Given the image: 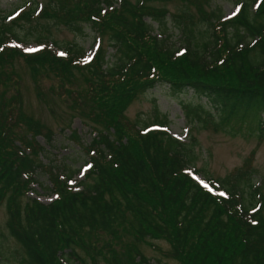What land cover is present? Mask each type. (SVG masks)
<instances>
[{"label":"trees","instance_id":"trees-1","mask_svg":"<svg viewBox=\"0 0 264 264\" xmlns=\"http://www.w3.org/2000/svg\"><path fill=\"white\" fill-rule=\"evenodd\" d=\"M237 1L240 12L228 21H219L221 13L215 12L197 22L185 7L169 12L150 0H49L35 11L22 5L9 21L0 17L2 85L15 79L7 68L18 57L47 68L61 82L55 95L73 107L87 106L83 115L94 132L85 147L89 166L75 190L71 174L41 160L44 148L35 138L42 134L49 142V128L25 115L17 96L0 97V206L5 204L6 228L23 251L19 264H148L139 249L146 239L166 241L164 253L179 264H264L263 194L253 182L254 151L224 177L204 175L217 184L210 192L186 171L195 162L194 146L170 135L166 114L159 116L155 107L154 118L141 124L125 115L138 95L164 83L175 93L191 90L206 99L181 102L192 122L217 128L253 122V133L264 139V0L255 11L251 5L258 0ZM147 17L162 29L170 17L186 44L168 46ZM37 19L79 32L82 22L90 24L113 47L112 60L102 43L85 62L75 44L38 42L49 38L42 32L35 35L39 49L23 51L14 27ZM185 20L194 24H182ZM198 24L208 29L198 30ZM242 30L254 41H245ZM74 70L85 77L82 90L62 85ZM37 169L46 172L58 194L48 204L22 200L36 183ZM249 198L260 207L254 209ZM0 264H8L1 253Z\"/></svg>","mask_w":264,"mask_h":264},{"label":"rangeland","instance_id":"rangeland-1","mask_svg":"<svg viewBox=\"0 0 264 264\" xmlns=\"http://www.w3.org/2000/svg\"><path fill=\"white\" fill-rule=\"evenodd\" d=\"M48 1L0 0V17L5 15L4 21H9L18 14L17 10L22 5L26 8L31 6L35 11L44 5L46 7ZM152 4L158 5L157 7L163 6V9L169 12H179L185 7L190 10L191 16L197 22L199 18L214 15L217 8L224 17H230L238 10L235 0H155ZM6 15H8L7 19ZM145 20L152 25L159 39H164L171 48H179L186 44L184 35L174 26L170 17L165 19L167 29H162L157 21L149 17ZM21 23V26L14 27V31L20 37L19 47L27 52L38 49L37 41L41 40L52 42L59 47L75 44L77 48L82 49L83 61L87 62L93 57L99 45L95 30L88 23L80 24L81 32L72 31L53 20L37 19L30 22L21 21ZM197 28L198 30L208 29V26L203 24ZM39 32L46 34L49 38L36 41L35 35ZM101 38L100 43L107 50V59L112 60L113 57L109 56L114 53V49L108 45L105 35ZM250 40L251 38L245 39L249 42ZM10 69L16 73V77L4 86L0 82V97L8 99L11 95L17 96L23 113L32 116L49 128L52 133L49 142L42 134L35 138L44 148L41 160L63 173L71 174L72 184L75 189H78V181L83 178V173L88 166L85 147L94 136V132L90 129L92 128L91 121L83 115L87 111V106L80 104L78 107H73L68 98L55 95L54 91L61 85V82L59 77L47 68L28 65L23 58L18 57L13 61L11 68H7V70ZM68 79L69 83L62 84L67 90L71 89L70 87L82 90L85 86V77L82 72L74 70ZM181 102L206 103V99H200L191 90L175 93L167 84L157 83L130 102L125 115L131 121L135 120L141 124L154 118L155 107H157L159 116L166 114L169 120L168 132L183 142L193 144L195 162L192 168L199 170L203 176L224 177L234 168L243 167L248 156L254 151V158L251 162L255 169L253 182L261 187L264 195V139H258L256 133H253L252 127L255 124L232 121L228 125L220 124L217 128L210 122H192L185 117ZM221 127L223 129H220ZM226 129L231 130L232 133L229 134ZM20 133L26 134V128L22 127ZM202 175L198 174L196 180L201 181ZM30 185L32 190L28 192L27 197L22 198L23 202L31 198H36L41 202H50L54 198L50 190L52 183L45 171L37 169L36 183ZM6 219V207L2 204L0 206V253L8 264H19L18 255H22L23 251L20 245L10 237L6 228ZM140 248L150 259L148 264H178L177 261L161 254L169 248L164 240H151L142 243ZM100 264L106 263L101 260Z\"/></svg>","mask_w":264,"mask_h":264},{"label":"bare ground","instance_id":"bare-ground-1","mask_svg":"<svg viewBox=\"0 0 264 264\" xmlns=\"http://www.w3.org/2000/svg\"><path fill=\"white\" fill-rule=\"evenodd\" d=\"M153 1H155V0H150V4L151 5H153V6H158V5H154V4H152V2ZM235 2H236V5L238 6V10H237V12L234 14V15H232V16H230V17H224V15H222V12L220 11V9L219 8H217V10H216V12L217 13H221L220 14V16H219V21H228V20H230V19H232L235 15H237L239 12H240V9H241V7H242V3L240 2V1H237V0H235ZM261 2V0H258L256 3H252V5H251V11H255L256 9H257V7H258V5H259V3ZM160 7H163V6H160ZM185 8H182L180 11H182V10H184ZM155 21V20H154ZM215 21V20H214ZM213 21V22H214ZM147 22V21H146ZM147 23H149V22H147ZM184 23H187V24H189V25H193L194 23L191 21V20H185V21H182V24H184ZM150 24V23H149ZM173 24H174V26L175 27H177V23H174L173 22ZM151 25V24H150ZM151 27H152V25H151ZM195 29V28H194ZM243 31V30H242ZM229 32V33H228ZM242 36H244V38H251L250 37V35L244 30L242 33ZM227 35H228V37H231L232 35H233V32H231V31H227ZM260 37L261 36H259V35H257L256 36V38H255V42H257L259 39H260ZM251 41L253 42L254 41V39L253 38H251ZM94 134V133H93ZM78 185H79V182H78ZM80 186V185H79ZM81 187V186H80ZM32 190V187H30L29 189H28V191L25 193V196H24V198L25 197H27V194H28V192H30ZM50 190L52 191V194L54 195V198L50 201V202H52V201H54V200H56L57 198H58V194L56 193V191H55V188L52 186V185H50ZM263 200H264V195H263V198H262V212H263ZM40 201V200H39ZM248 201H250V203H251V206H253L254 207V209H257V208H259L260 207V203H258V202H256L255 203V201L252 199V198H249L248 199ZM50 202H43V203H45V204H48V203H50ZM263 216H264V214H263ZM151 240H160V239H146L145 241H142V242H140L139 243V249L141 250V248H140V245L142 244V243H145V242H148V241H151ZM162 240V239H161ZM169 249V248H168ZM167 249V250H168ZM166 250V251H167ZM141 252H142V250H141ZM165 251H163L161 254L163 255V256H165V257H168V258H171V259H173V260H175V261H177L176 259H174V258H172V257H170V256H168V255H166V253H164ZM143 253V252H142ZM143 255L144 256H146L144 253H143ZM147 257V256H146ZM147 259H148V263H149V261H150V259L147 257ZM177 263L179 264V262L177 261Z\"/></svg>","mask_w":264,"mask_h":264}]
</instances>
